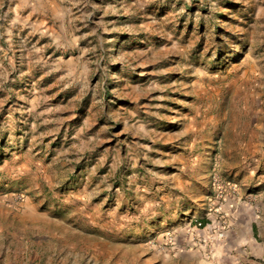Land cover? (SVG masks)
I'll list each match as a JSON object with an SVG mask.
<instances>
[{"label":"rangeland","instance_id":"rangeland-1","mask_svg":"<svg viewBox=\"0 0 264 264\" xmlns=\"http://www.w3.org/2000/svg\"><path fill=\"white\" fill-rule=\"evenodd\" d=\"M0 264H264V0H0Z\"/></svg>","mask_w":264,"mask_h":264},{"label":"crops","instance_id":"crops-1","mask_svg":"<svg viewBox=\"0 0 264 264\" xmlns=\"http://www.w3.org/2000/svg\"><path fill=\"white\" fill-rule=\"evenodd\" d=\"M253 228L252 225H249L247 227V235L245 236V233L243 231H240L239 233H237V235H234V238L235 239H241V241H243L245 238L246 239H251V229ZM227 241H228V238H227ZM250 248V247H249ZM253 250V248H251Z\"/></svg>","mask_w":264,"mask_h":264}]
</instances>
